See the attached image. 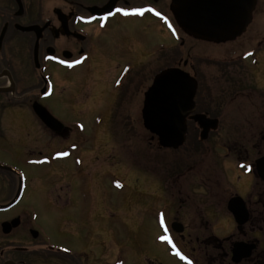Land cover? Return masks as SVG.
I'll list each match as a JSON object with an SVG mask.
<instances>
[{
    "label": "flooded vegetation",
    "instance_id": "1",
    "mask_svg": "<svg viewBox=\"0 0 264 264\" xmlns=\"http://www.w3.org/2000/svg\"><path fill=\"white\" fill-rule=\"evenodd\" d=\"M117 8L129 13L141 9L144 14L124 15ZM167 16L171 19L168 28L172 41L168 45L161 35ZM250 16L241 35L220 40L183 28L177 19L175 0H0V264H124L120 250H101L100 243L52 242L45 225L50 224L51 216L37 211L35 201L43 198L55 202L63 218L70 213L73 217L81 215L77 208L86 195L93 194L95 182L87 168L110 144L121 141V145L129 146L126 136L131 140L134 131L140 126L144 129L145 93L155 76L166 69H179L196 81L192 116L204 115L216 121L217 129L210 130L201 141L198 124L187 120L186 140H192L190 157L209 154L210 162L201 174L203 179H195L201 177L196 174L187 182L186 196L174 195V187L171 195L166 187L162 189L163 196L169 194L165 200L170 211L164 227L158 223V230L176 241L186 234L209 233L200 244L205 251L204 263L233 264L234 242L226 247L215 244L219 239L211 235L210 227L192 228V220L185 224L179 215L181 209H188L192 219V188L203 194L202 208L210 213V207L225 200L230 186L224 184L229 185L227 177L236 172L237 181L244 179L253 186L256 179L260 188H254L248 206L230 187L227 203L240 197L249 215L245 225L254 234L260 233L259 212L254 210L252 214L250 203L257 206L264 199V181L256 168L264 158V32L255 39L239 38L256 17L264 19V0H253ZM151 20L156 21L157 29L153 49L147 39H142V44L132 42L136 39L133 35L119 30L124 21H135L142 28ZM112 34L114 38L108 39ZM230 104L238 108L242 123L236 139L220 134L224 109ZM37 105L56 123L44 122L37 114ZM66 111L79 112L80 121L73 122L80 126L70 124L71 115ZM86 121L89 126H93L91 122L96 124L89 137L84 135ZM231 155L238 156L236 164ZM195 167L189 166L188 172ZM220 170H225L224 181L219 178ZM177 171L180 169L170 175ZM93 208L89 206L87 216L100 217L92 214ZM226 210L232 217L227 205ZM172 211L178 217L169 219ZM201 217L199 222L203 224L207 218ZM174 226L182 232L176 233ZM73 227L80 229L76 222ZM243 227L235 228L242 232ZM94 228L88 230L96 236ZM235 242L256 244L251 257L240 264H264V251L257 252L258 240ZM165 246L173 260L182 261L173 246ZM175 247L196 262V256H201L183 244Z\"/></svg>",
    "mask_w": 264,
    "mask_h": 264
},
{
    "label": "rangeland",
    "instance_id": "2",
    "mask_svg": "<svg viewBox=\"0 0 264 264\" xmlns=\"http://www.w3.org/2000/svg\"><path fill=\"white\" fill-rule=\"evenodd\" d=\"M169 21L171 19L167 16L166 21L164 20V34L161 33L164 38L162 40H164L166 45L172 42L171 32L168 28ZM121 23L122 25L119 27L120 32L122 31V34L124 32L130 33V35L136 38L132 42L142 44L140 43L142 39H147L149 46L152 49L155 47L157 34L156 21L151 20L149 24H146L142 28L137 27L135 21H124ZM262 32H264V19L260 16L256 17L254 23L249 27L248 32L239 39H255ZM113 38L114 34L108 37V39ZM151 39H153L152 42L150 41ZM231 46L235 45L233 44ZM152 67H155V65ZM56 98L59 97H53V99ZM224 110L223 124L220 131L221 137L239 138V132L241 131L240 125L242 123H240L238 108L235 104H230ZM61 113H63L62 109ZM65 113L70 114L71 109L70 113L67 111ZM78 114L79 112L77 114H70V124L72 123L74 128L80 126L78 122H73L76 120L80 121ZM131 115L135 118L134 110L131 112ZM91 124L96 126L94 122H91ZM84 125V135L85 137H89L94 127L89 126L87 121ZM250 131L252 132V129ZM133 134V139L130 138L131 140L126 136L129 146L121 145V141H115L114 144H110L106 148L105 153L101 152L104 154L97 156V160L89 165L91 166L93 164L90 169L87 168L89 174L93 177L95 176L93 178L95 182L93 194L86 195L87 199L77 208L81 215L73 217L70 216V213L65 214V218H63V211L56 208L55 202H52V204L49 202V204L43 198H36L35 205L37 211L42 215L48 213L51 216L50 224L48 225V222H45V225L48 228V234L51 236L52 242H63L67 245L76 243H100L101 250L109 248L120 250L124 264H148L149 261L150 264H205L203 261L205 251H203L204 248L200 247V244L208 239L209 233L207 235L198 233L192 236L186 234L183 239L176 237L177 241L171 236H167L171 241V243H168L167 241H161L160 237L163 235L158 230V223L161 222V217H163L164 223L168 217L170 206L167 205L165 199H169L171 187H174V195L180 197L186 196L185 189L187 182L193 176H196V174L200 176L203 172L207 171L210 155L194 154L191 158L189 151L192 140H188L185 146L179 151L162 150L158 147L157 140L151 139V135L142 126L134 131ZM124 140L126 139L122 138V141ZM230 159H233L236 164L239 158L237 155H231ZM191 165L196 166L192 173L188 172V168ZM175 169H180V171L170 175ZM197 170H201V172ZM224 171L222 172L220 170L221 174L219 178L221 180L225 176ZM103 172L105 173L103 174ZM119 173L125 177H120ZM203 178L201 175V177H196L195 179ZM215 178L218 179L217 177ZM227 182L229 185L224 184V182L223 184L232 187L244 199L248 206L249 197L253 193L254 188H260L257 185L256 179H254L253 186L252 183L244 179L237 181L236 172L229 174ZM164 187H166V191L169 194L166 193L163 196L162 189ZM230 187L229 189L226 188L228 189V193L225 200H219L218 206L210 207V213L207 214L204 208H202L204 202L203 194L192 188V219L189 217V213H187L188 209H181V214L179 215L180 221L189 224L192 220V228H199L201 225L210 227L211 235L219 239L215 244H224V247H226L228 243L248 239L252 240L255 238L260 244L257 252L259 250L264 251V199L257 206L250 203L251 213L253 214L254 210L255 213L256 211L259 212L260 233L256 234L255 232L254 234L249 225H245L243 231L239 232L235 228L237 226L234 220L226 210L227 200L231 197L229 192ZM86 189L88 190L87 185ZM262 190L264 189L262 188ZM220 193L222 194V191ZM125 205L127 206L126 208ZM89 206L94 207L92 214H98L100 217L87 216ZM197 209L202 214L193 211H198ZM202 215L207 218L203 224L201 221L199 222ZM175 216L177 215L172 211L169 214V219ZM73 222L79 223L80 229L77 228L76 231L73 227ZM94 225V229L98 232L96 236L92 231L88 230ZM76 232L77 235H75ZM195 238L199 240L196 241ZM178 243L187 246L189 251L192 248V252L196 251L195 254L201 255L200 257L196 256L198 259L197 262L193 257L190 259L188 253L178 251L177 247H175ZM165 245L173 246L175 252L179 253V255H176L181 257L182 261L177 262L173 260L169 256L167 252L168 248ZM218 249L215 248V251L220 252ZM229 264H231L230 261Z\"/></svg>",
    "mask_w": 264,
    "mask_h": 264
},
{
    "label": "water",
    "instance_id": "3",
    "mask_svg": "<svg viewBox=\"0 0 264 264\" xmlns=\"http://www.w3.org/2000/svg\"><path fill=\"white\" fill-rule=\"evenodd\" d=\"M253 0H175L176 15L181 26L199 36L231 40L241 35L250 22ZM38 66V65H36ZM196 81L179 69H166L155 76L145 93L142 109L144 129L156 138L161 149L178 150L187 135V120H193L201 129L204 141L210 130L217 129L216 121L204 115H194ZM38 116L47 124L56 123L41 106L37 105ZM258 175L264 181V158L256 163ZM227 209L237 226L249 220L245 203L233 197ZM176 233L181 229L174 226ZM256 249L254 243L236 242L232 245L231 261L240 264L251 257Z\"/></svg>",
    "mask_w": 264,
    "mask_h": 264
},
{
    "label": "snow or ice",
    "instance_id": "4",
    "mask_svg": "<svg viewBox=\"0 0 264 264\" xmlns=\"http://www.w3.org/2000/svg\"><path fill=\"white\" fill-rule=\"evenodd\" d=\"M117 12L122 13L124 15H129V14H133V15H143L144 14V10L141 9H134L132 10L131 13H129L128 11L121 9V8H117L116 9ZM148 11H151V9H149ZM157 15H159V13H156ZM106 19V18H105ZM71 66V65H69ZM62 155H67L66 153L62 154ZM161 227H164V221H163V217H161ZM161 241H167L168 243H171L170 239L167 236H161L160 237ZM177 255H179V253H176Z\"/></svg>",
    "mask_w": 264,
    "mask_h": 264
}]
</instances>
